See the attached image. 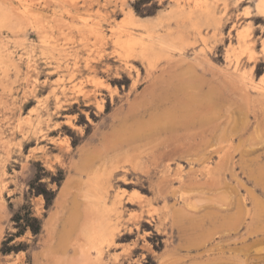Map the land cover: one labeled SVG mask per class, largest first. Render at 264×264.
Segmentation results:
<instances>
[{"label":"rangeland","instance_id":"1","mask_svg":"<svg viewBox=\"0 0 264 264\" xmlns=\"http://www.w3.org/2000/svg\"><path fill=\"white\" fill-rule=\"evenodd\" d=\"M204 1L221 17L220 40L207 35L203 46L174 24L163 27L164 46L145 67L135 58L121 62L115 46L87 26L98 23L110 34L108 27L129 15L135 23L148 22L176 0H0V43H6L0 45V264H264V96L242 87L244 74L264 92V15L255 9L258 0H195ZM27 3L34 6L25 15ZM29 18H36L40 29L34 30ZM248 25L253 60L237 37ZM227 46L239 54L237 66L226 57ZM51 67L56 70L49 74ZM45 79L56 80L57 93L67 92L59 95L63 108L50 124L64 114L74 119L77 128H63L60 135L68 143L35 138L25 143L17 127L19 118L38 108L36 100H47L37 109L42 113L53 110ZM79 81L92 102L74 93L72 85ZM183 84L182 94L171 93ZM34 88L42 95L25 104V92ZM186 109L190 122L171 129L166 120ZM199 117L207 120L199 123ZM133 131L139 134L135 141ZM178 147L168 158L167 150ZM132 153L134 159L128 158ZM110 172L108 206L99 198L104 191L97 181ZM37 187L54 192L48 205ZM16 215L36 218L38 233L21 229Z\"/></svg>","mask_w":264,"mask_h":264},{"label":"bare ground","instance_id":"2","mask_svg":"<svg viewBox=\"0 0 264 264\" xmlns=\"http://www.w3.org/2000/svg\"><path fill=\"white\" fill-rule=\"evenodd\" d=\"M30 1V0H29ZM32 1V0H31ZM234 2H238L239 0H233ZM27 2V1H26ZM193 2V5L192 4H190V5H183L179 0H176V2L175 3H170L169 4V7H167V8H163V11L161 12V13H159L153 20H150V21H148V22H143V23H135L134 22V19H133V17L131 16V15H129L128 16V18L125 20V21H123L122 23H120V24H115V25H110L108 28H109V32H110V34H107L105 31H103L102 29H101V25L100 24H98L97 22H95V23H97V24H95V25H93V26H87L86 24H85V26H87V27H89V29H90V31L91 32H93V35L96 37V38H98V39H100V40H105V42L106 41H110L111 42V44L112 45H114L115 46V48H116V51L118 52V58H119V60H120V58L122 59V61H124V60H126V61H129V60H127L128 58L130 59V58H135V59H138V61L143 65V66H145L146 67V64H147V62H148V60H152V59H149V58H152L151 56H153L154 54H155V49H157L159 46L161 47V45H163L164 46V44H163V41H161L162 39H161V33L159 34V31L161 30V29H163V27H167L168 29H169V27L172 25V24H174L175 25V27L176 28H180L181 30H182V32H188V33H190V35L194 38V40H196V38H200V40H202V42L203 43H201L203 46H205L206 44H207V42H206V39H207V35H211V36H213V37H218L219 38V40H220V38H221V34H222V25H221V23H220V20H221V17L218 15V13H217V11H216V9H215V6H214V4H212L211 2H208V1H204V2H202V3H196L195 2V0H193L192 1ZM34 6V4H32V3H27V4H24L23 5V11H22V13L23 14H29L28 12H30V11H32V7ZM255 9L257 10V12L259 13V14H261V15H264V0H258L257 1V3L255 4ZM33 12V11H32ZM246 13H250V12H248V11H246ZM135 17V16H134ZM125 18V17H124ZM29 19H31V21H30V23L32 24V28L34 27H36V29H37V27L39 26V25H41L40 23L38 24V25H34V24H36L37 22H36V18L33 20V18H29ZM35 22V23H34ZM138 22V21H137ZM29 23V22H28ZM88 23V22H87ZM92 23V22H91ZM92 24H94V23H92ZM100 25V26H99ZM174 25H172L173 27H174ZM74 27V26H73ZM78 27V26H77ZM174 27V28H175ZM33 28V29H34ZM39 29H40V27H38ZM81 28V27H80ZM104 28V27H103ZM77 29H79V28H77ZM106 29V28H105ZM177 29V30H178ZM35 30V29H34ZM174 31H175V29H174ZM173 32V31H172ZM181 32V33H182ZM38 33V32H37ZM165 33V32H164ZM162 35H163V33H162ZM39 36H41V35H39ZM165 36V35H164ZM237 37H238V41H239V45H240V48H241V50H242V52H248V55H249V58H251L252 60H253V58L255 57V52H254V50H253V47H252V45L254 44L253 43V40H252V36H251V25H248V26H246V27H244L243 29H240L239 30V32L237 33ZM163 38V37H162ZM165 38V37H164ZM164 38H163V40H164ZM38 40H39V38H38ZM41 40V39H40ZM264 40V39H263ZM3 41V40H2ZM95 41H96V39H95ZM97 41H99V40H97ZM40 43L41 42H43L44 43V40H42V41H39ZM5 43V42H4ZM99 43V42H98ZM164 43H166V41L164 42ZM2 44V42L0 43V45ZM6 44V43H5ZM5 44H2V46L4 45L5 46ZM84 44V43H83ZM106 44V43H105ZM167 44H169V43H167ZM33 45V44H32ZM37 45H38V43H37ZM100 45V44H99ZM4 46H3V48H4ZM46 46V45H45ZM81 46V45H80ZM79 46V47H80ZM83 46V45H82ZM86 46V45H85ZM165 46H167V45H165ZM40 47V46H39ZM52 47V46H51ZM50 47V48H51ZM0 48H2V47H0ZM32 48H34V49H36V47L34 46V47H32ZM46 48V47H45ZM48 48V47H47ZM54 48V47H53ZM52 48V49H53ZM75 48V47H74ZM77 48V47H76ZM76 48H75V50H76ZM6 49V48H5ZM34 49H33V52H34ZM38 49H40V48H38V46H37V50ZM54 49H56L57 50V48L55 47ZM65 48H62V50H64ZM7 50V49H6ZM5 50V51H6ZM43 50V49H42ZM41 49L39 50V51H42ZM48 50H49V48H48ZM74 50V51H75ZM261 50L262 51H264V42H262V44H261ZM3 51V50H2ZM4 51V52H5ZM9 51V50H8ZM7 51V52H8ZM45 51V50H44ZM44 51H42V53H44ZM52 51V50H51ZM69 51V50H68ZM72 51V50H71ZM73 51V52H74ZM225 55H226V57L229 59V60H232V62L235 64V66H237L239 63H240V59H239V54L238 53H236V52H234V49H231V47H229L228 48V46H227V48L225 49ZM0 52H1V50H0ZM32 52V51H31ZM60 52V51H59ZM59 52L58 51H56V55H58L59 56ZM63 52H66V51H63ZM76 53L78 52V51H75ZM74 52V53H75ZM6 53V52H5ZM38 53V52H37ZM39 53H41V52H39ZM46 53V52H45ZM74 53H73V55H74ZM47 54H48V51H47ZM49 54H51V53H49ZM48 54V55H49ZM64 54V53H63ZM68 54L69 53H67V56H68ZM71 54V53H70ZM1 55V54H0ZM6 55V54H5ZM40 55H42V54H40ZM45 55V54H44ZM54 55V54H53ZM55 55V56H56ZM61 55V54H60ZM72 55V56H73ZM78 55V54H77ZM76 55V56H77ZM81 55V54H80ZM233 55V57H231ZM55 56H54V58H55ZM62 56H65V55H62ZM79 56V55H78ZM2 56H0V58H1ZM13 57H15V55L13 56ZM37 57H38V55H37ZM46 57V56H45ZM53 57V56H52ZM57 57V56H56ZM66 57V56H65ZM71 57V56H70ZM83 57V56H82ZM82 57H81V59H82ZM10 58V57H9ZM51 58V57H50ZM50 58H48V59H50ZM89 58V57H88ZM2 59H4V58H2ZM45 59V58H44ZM43 58H42V60H44ZM57 59V58H56ZM124 59V60H123ZM1 60V59H0ZM5 60V59H4ZM12 60H14V59H12ZM17 60V59H16ZM58 60V59H57ZM72 60V59H71ZM76 60H77V57H76ZM2 61V60H1ZM15 61V60H14ZM28 61V60H27ZM45 61V60H44ZM59 61H60V59H59ZM61 61H63V60H61ZM121 61V60H120ZM121 61V62H122ZM34 62V61H33ZM75 62V61H74ZM74 62H73V64H74ZM18 63V62H17ZM16 63V64H17ZM29 63V62H28ZM39 63V62H38ZM48 63V62H47ZM46 63V65H48ZM50 63V62H49ZM65 63V62H64ZM88 63V62H87ZM41 64V63H40ZM51 64V63H50ZM69 64V63H68ZM72 64V63H71ZM72 64V65H73ZM124 64H125V62H124ZM25 65V64H24ZM64 65V64H63ZM65 65H66V63H65ZM65 65H64V67H65ZM75 65V64H74ZM131 64H129L128 66H130ZM38 66V65H37ZM102 66V65H101ZM27 67V66H26ZM40 67H41V65H40ZM57 68H59L58 66H56ZM56 67H51L50 68V70L51 71H48L49 72V74H52V73H54V71L56 70ZM70 67V66H69ZM77 67V66H76ZM252 67V66H251ZM0 68H2V67H0ZM19 68V67H18ZM32 68H33V66H32ZM72 68V67H71ZM71 68H69V70L71 69ZM81 68V67H80ZM3 69V68H2ZM44 69V68H43ZM146 69V68H145ZM34 70H36V69H34ZM37 70H38V67H37ZM39 70H41V69H39ZM47 70V69H46ZM65 70H66V68H65ZM132 70V69H131ZM3 71V70H2ZM18 71H19V69H18ZM59 71V70H58ZM72 71V70H71ZM24 72H25V70H24ZM44 72H45V69H44ZM75 72V71H74ZM129 72V75H131V71H128ZM251 72H253V71H251ZM43 73V72H42ZM73 73V72H72ZM4 74V73H3ZM26 74L28 75L29 74V72L27 73L26 72ZM15 75H16V73H15ZM26 75V76H27ZM57 75H58V73H57ZM56 75V76H57ZM72 76L73 74H70L69 73V76ZM82 75H84V74H82ZM251 75V74H250ZM43 77L45 76V75H42ZM52 76V75H51ZM242 76L245 78V80L242 82V84H243V86L242 87H244V88H246V87H251V88H253V89H256L255 91L257 92V94L258 95H260V96H264V92L260 89V86H257L255 83H254V80H252V78H248V77H246V76H244V74H242ZM24 77V76H23ZM47 77V76H46ZM54 77V76H53ZM59 77V76H58ZM61 77V76H60ZM67 77V76H66ZM73 77V76H72ZM76 77V76H75ZM119 77V76H118ZM117 77V78H118ZM137 77H138V70H136L135 69V76H133V85H135V83H136V80H137ZM32 78V77H31ZM34 78V80H36L37 78H35V77H33ZM49 78V77H48ZM52 78V77H51ZM77 78V77H76ZM84 78V77H83ZM53 79H55V78H53ZM49 80V81H51V82H47L46 81V79L44 80V82H43V84H45L48 88L49 87H51V89H50V94L52 95L51 97H53V101L55 102V105L53 106L54 108H53V110L51 111V112H49L50 111V109H48L47 107L45 108V112L44 113H42L41 112V110H37L38 108H39V106L42 104V103H46V101H45V99H43V100H36L37 101V105H38V108H36L35 110H33L32 112H28L25 116H23V118H19V120H18V123H17V127L19 128V132H20V134H21V136H22V139H25V143H30V142H32V139L33 138H35V140H38V141H41V142H43V141H47V143H50V144H60V143H62L63 141H66V143H68L67 141H68V139L66 140H64V137H61L60 135H61V132H62V134L64 135L65 133V131L63 130V128H77V127H75V123H74V119L70 116V115H67V114H64L63 115V120L62 121H60V122H55L54 123V125H51L50 124V122L51 121H53L52 120V115L54 114V113H57V112H60V110L63 108V106H62V104H61V97L59 96L60 94H66L67 92L64 90V89H60V94H59V92L57 93L56 92V90H55V86H56V84H57V82H56V80H55V82H52V81H54V80ZM62 79V78H61ZM74 80H75V78H73ZM119 79V78H118ZM0 80H1V78H0ZM25 80V79H24ZM76 80H79V79H76ZM64 81H66V79L64 80ZM64 81H63V83H64ZM118 81V80H117ZM61 82V81H60ZM83 82L84 81H79L78 83L77 82H74L73 83V85H72V89L74 90V93H78V94H80L81 96H83V99H85L86 100V102H87V100H89V93H88V91H87V89L85 88V85L83 84ZM98 82V81H97ZM102 82V81H101ZM25 83V82H24ZM36 83H38V82H36ZM40 83H42V82H40ZM69 82H67V84H68ZM187 83V82H186ZM189 83V82H188ZM187 83V84H188ZM104 84V83H103ZM96 85V84H95ZM186 85V84H185ZM28 86V85H27ZM70 86V85H69ZM9 87V86H8ZM29 87V86H28ZM31 87H33V86H31ZM35 87V86H34ZM47 87H45V88H47ZM104 87V86H103ZM171 87V86H170ZM184 87V84L183 85H179L178 87H176V88H174L172 91H171V93L173 92V95H178V93H181L182 94V89H184L183 88ZM64 88V87H63ZM70 88V87H69ZM105 88H108V86H106L105 85ZM29 89V88H28ZM107 90H109V89H107ZM212 90V89H211ZM252 90V89H251ZM98 91V90H97ZM115 91V90H114ZM186 91H187V89H186ZM213 91V90H212ZM38 90L37 89H32V90H30L29 91V93L27 94L26 92H25V98L27 99L26 101H25V104H28V103H30V101L33 99V98H38L39 96H41L42 94H40L39 96H38ZM66 92V93H65ZM110 92V91H109ZM209 92V91H208ZM243 92H245V90L243 91ZM251 92V91H250ZM45 93V92H44ZM73 93V92H72ZM188 93V92H187ZM213 93V92H212ZM71 94V93H70ZM93 94V93H92ZM214 94H215V92H214ZM12 95V94H11ZM48 95V94H47ZM112 95V94H111ZM217 95V94H216ZM46 96V95H45ZM49 96V95H48ZM76 96V95H75ZM80 96V97H81ZM209 96V95H208ZM14 97V96H13ZM50 97V96H49ZM65 97V96H64ZM16 98V97H15ZM76 98V97H75ZM163 98V97H162ZM190 98V97H189ZM212 99H214L215 98V96H214V98H213V96L211 97ZM210 98V99H211ZM218 98V97H217ZM158 99H159V97H158ZM216 99V98H215ZM19 100V99H18ZM70 100V99H69ZM73 100H74V98H73ZM72 101V100H71ZM70 101V102H71ZM76 101H77V98H76ZM89 101H91V100H89ZM93 101V100H92ZM91 101V102H92ZM205 100H201V101H199V103L201 104V103H205L204 102ZM83 102V101H82ZM191 102L193 103L194 101L192 100V96H191ZM34 103V102H33ZM68 103V102H67ZM16 104V103H15ZM47 104V103H46ZM45 104V105H46ZM94 104V103H93ZM102 104V103H101ZM159 104V103H158ZM161 104V103H160ZM95 105V104H94ZM11 106V105H10ZM12 106H14V105H12ZM47 106V105H46ZM159 106V105H158ZM43 107H45V106H42V108ZM79 108H80V106H78ZM98 107V106H97ZM31 108H33V107H31ZM35 108V107H34ZM10 109V108H9ZM67 108H64L63 110H66ZM77 109V108H76ZM75 109V110H76ZM102 109V108H101ZM12 110V109H11ZM27 110V109H26ZM78 110V109H77ZM159 110V109H158ZM87 112V111H86ZM65 113V112H64ZM6 114H8V113H6ZM73 114H75V113H73ZM87 114V113H86ZM46 115V116H45ZM61 115V114H60ZM76 115V114H75ZM88 115V114H87ZM87 115H86V117H87ZM138 115H140V114H138ZM189 115H190V110H187L186 109V111L184 110L183 111V113H181V114H179V115H177V117H175L174 115H171V117L168 119V120H166V121H168L167 122V124H169V126H170V128L171 129H173L175 126H178V125H181V124H184L185 122H190V117H189ZM168 116V115H167ZM3 117V116H2ZM4 117H6V116H4ZM78 117V116H77ZM81 117V116H80ZM155 117V116H154ZM164 117V116H163ZM7 118V117H6ZM75 119H76V117H74ZM88 118V117H87ZM90 118V117H89ZM159 118V117H158ZM56 119V118H55ZM165 119V118H164ZM61 120V119H60ZM125 120V119H124ZM127 120H128V118H127ZM153 120V119H152ZM158 120V119H157ZM157 120L155 119V121H150V120H147V121H150L151 123L150 124H152V127H153V125H155V122H157ZM198 121H199V123H203L204 121H206L207 120V118L206 117H199V119H197ZM55 121H57V120H55ZM76 121V120H75ZM159 121V120H158ZM165 121V122H166ZM197 121V122H198ZM124 122V121H123ZM122 122V123H123ZM145 122H146V120H145ZM125 123V122H124ZM149 123V122H148ZM159 123V122H158ZM145 124H147V122L145 123ZM5 125V124H4ZM77 125V124H76ZM148 125V124H147ZM157 125V124H156ZM159 125V124H158ZM79 126V125H78ZM145 125H143L142 127H144ZM149 126V125H148ZM80 127V126H79ZM141 127V128H142ZM150 127H151V125H150ZM155 127V126H154ZM157 127V126H156ZM137 128V127H136ZM136 128L134 129V130H136ZM141 128H138L139 130H140V132H141ZM145 128V127H144ZM148 128V127H147ZM137 129V130H138ZM149 129V131H150V128H148ZM148 129H146L147 131H148ZM62 130V131H61ZM138 130V131H139ZM142 130H144L143 128H142ZM145 130V131H146ZM165 130H168V129H165ZM81 131V130H80ZM79 131V132H80ZM128 131V130H127ZM138 131L137 132H135V131H133L134 133H132L130 136L131 137H133V138H131L132 139V141L134 140V138L136 137V139H137V137H138ZM148 131V132H149ZM156 130H154V132H155ZM170 131V130H169ZM55 132H57L58 133V136L56 137V138H54L55 137V135H54V137L52 138V137H49V135L50 134H52V133H55ZM82 132V131H81ZM144 132V131H143ZM157 132V131H156ZM141 134V133H140ZM150 134H153V131H151V133ZM150 134L148 133V135L150 136ZM123 135H125L126 136V133L124 132L123 133ZM51 136H53V135H51ZM117 136V135H116ZM129 136V135H128ZM142 137V136H141ZM120 138V137H119ZM121 138H125V137H121ZM140 138V137H139ZM138 138V139H139ZM143 138V137H142ZM145 138V137H144ZM115 139H116V137H115ZM130 139V140H131ZM141 139V138H140ZM117 140V139H116ZM12 141V140H11ZM135 141V140H134ZM65 143V142H64ZM123 143H125V142H123ZM127 143V142H126ZM22 144V143H21ZM20 144V145H21ZM32 144H34V143H32ZM42 145V144H41ZM52 146V145H51ZM5 148V147H4ZM40 148V150H41V146L39 147ZM48 148H50V147H48ZM159 149H162V148H159ZM44 150V149H43ZM47 150H49V149H47ZM135 150V149H134ZM155 150H157V149H155ZM154 150V151H155ZM25 151V150H24ZM66 151V150H65ZM142 151V150H141ZM158 151V150H157ZM179 151V147L178 148H171V149H169V150H167V153H166V155L168 156V158H172L174 155H177V152ZM7 152V151H6ZM31 152H33V151H31ZM44 152V151H43ZM47 152L48 151H45V153L47 154ZM55 152V151H54ZM151 152V151H150ZM163 152V151H162ZM8 153V152H7ZM24 153V152H23ZM152 153V152H151ZM157 152H155V154H156ZM136 155H137V153H135ZM154 154V153H153ZM152 154V156H154ZM181 154V153H180ZM54 155V154H53ZM132 155H133V153H132ZM134 156L135 155H133V156H129L128 158H130V157H133V159H134ZM165 156V155H164ZM59 157V156H58ZM91 157V156H90ZM142 157V156H141ZM156 157V156H155ZM179 157V156H178ZM50 158V157H49ZM48 158V159H49ZM86 158V157H85ZM140 158V157H139ZM139 158H137V159H139ZM144 158V157H143ZM154 158V157H153ZM167 158V157H166ZM166 158H165V161H167L166 160ZM50 159H52V158H50ZM89 159V158H88ZM88 159L86 158L84 161H85V164L87 163V161H88ZM159 159V158H158ZM158 159H157V161H158ZM41 160V159H40ZM53 160H55V158L53 159ZM87 160V161H86ZM132 160V158L130 159V161ZM161 160V159H160ZM50 161H52V160H50ZM129 161V160H128ZM155 161V160H154ZM46 162V161H45ZM132 162V161H131ZM140 162V161H139ZM156 162V161H155ZM161 163H164L163 161H161ZM167 163V162H166ZM165 163V169H167L166 168V165L169 163H167L166 164ZM177 164H179V163H177ZM164 165V164H163ZM50 166V165H49ZM124 166V165H123ZM137 166V165H136ZM150 166H151V164H150ZM114 167H115V165H114ZM138 167V166H137ZM136 167V168H137ZM145 167H146V165H145ZM169 167V166H168ZM124 168V167H123ZM144 167H142V169H143ZM148 168V167H147ZM158 168V167H157ZM163 168H164V166H163ZM162 168V170L163 171H165L164 169ZM107 169V168H106ZM109 169V168H108ZM128 169V168H127ZM210 169V168H209ZM213 170V169H212ZM103 171V170H102ZM128 171V170H127ZM159 171V170H158ZM99 172V171H98ZM140 172H142V171H140ZM149 172V171H148ZM168 172V171H167ZM166 172V173H167ZM209 172V171H208ZM248 172H249V170H248ZM143 173V172H142ZM156 173V172H155ZM165 173V172H164ZM92 174V173H91ZM95 174V173H94ZM105 174V173H104ZM111 174H112V172H110L109 173V175L105 178V177H102L101 175V181H97V180H100L99 179V177L97 178V180L95 179V181L94 180H92L93 178H92V176H91V178L92 179H89L88 178V181H94L95 183H97V182H101V184H99V183H97V185H101V187H102V189H103V191H104V194L103 195H99V198H100V200L101 201H103V203H104V205H105V203H107L106 202V198H108L107 196H106V194H107V189H108V187H109V185H108V183H109V181H110V176H111ZM146 174V173H145ZM149 174V173H148ZM154 174V173H153ZM210 174V173H209ZM259 174H260V172H259ZM117 175V174H116ZM115 175V176H116ZM120 176H121V174H119ZM156 175V174H155ZM162 175V174H161ZM95 176V175H94ZM129 176H132L131 174L129 175ZM146 176V175H145ZM169 176V175H168ZM168 176H166V178L168 177ZM261 176V175H260ZM117 177V176H116ZM135 177V176H134ZM140 177V176H139ZM151 176H149V178H150ZM161 177V176H160ZM162 177H164V175H162ZM138 178V177H137ZM146 178V177H145ZM180 178V177H179ZM180 180V179H179ZM97 181V182H96ZM125 181V180H124ZM123 181V182H124ZM136 181V180H135ZM154 182V181H153ZM152 182V183H153ZM121 183V182H120ZM156 183H157V180H156ZM159 184V183H158ZM112 185H114V182H113V184ZM150 185H153V184H150ZM116 186H117V184H116ZM155 188V187H154ZM157 188V187H156ZM159 188V187H158ZM120 189V188H119ZM137 189V188H136ZM116 190V189H115ZM122 190H123V187H122ZM127 191V190H126ZM264 191V190H263ZM118 192V191H117ZM121 193V192H120ZM123 193V192H122ZM124 193H125V191H124ZM111 194V193H110ZM109 194V195H110ZM115 194V193H114ZM113 194V195H114ZM119 195V194H118ZM121 195H123V194H121ZM120 195V196H121ZM140 197V196H139ZM1 198V197H0ZM110 198V197H109ZM112 198H114L113 199V201L111 202V204L112 205H114L115 206V204H116V198H117V195H115V197H112ZM112 198H110V200L112 199ZM138 198V197H137ZM120 199H122V196H121V198ZM142 199V198H141ZM109 200V199H108ZM121 201V200H120ZM119 202V201H118ZM117 202V203H118ZM120 203V202H119ZM262 203V202H261ZM122 204V203H121ZM107 205H108V203H107ZM123 205V204H122ZM109 206V205H108ZM125 207V206H124ZM106 208V207H105ZM116 208V207H115ZM113 209H114V207H113ZM118 209V208H117ZM120 211V210H119ZM121 211H122V209H121ZM114 213V212H113ZM115 213H116V211H115ZM117 214H118V212H117ZM120 214V213H119ZM121 218V217H120ZM118 220H119V218H117ZM115 223V222H114ZM114 226V225H113ZM95 235H96V233H95ZM100 235V234H99ZM100 236H102V234L100 235ZM97 237L98 238H96V239H99V240H101L102 241V239L105 241H109L108 239H106L104 236V238H102V239H100L101 237H99L98 236V234H97ZM95 238V237H94ZM113 238V237H112ZM95 239V240H96ZM101 241L100 242H98V241H96V243H98L97 244V246L99 245V243H100V245H101ZM103 241V242H104ZM102 242V243H103ZM94 245V244H93ZM99 245V246H100ZM95 246V245H94ZM99 246L97 247V252H102V250H100V248H99Z\"/></svg>","mask_w":264,"mask_h":264},{"label":"trees","instance_id":"3","mask_svg":"<svg viewBox=\"0 0 264 264\" xmlns=\"http://www.w3.org/2000/svg\"><path fill=\"white\" fill-rule=\"evenodd\" d=\"M35 192L37 194H42L44 196L46 205H48L52 201V199L54 198V192L53 191H47L44 187L43 188L37 187L35 189ZM15 219L17 222L22 220V223L19 224L21 229L30 228V230L34 234L38 233L40 227H39L38 220L36 218L28 217V215L22 218L20 215H16ZM34 224H37V225H34Z\"/></svg>","mask_w":264,"mask_h":264}]
</instances>
